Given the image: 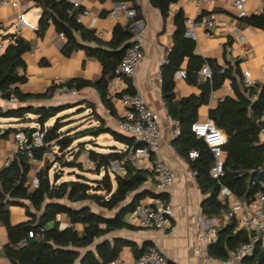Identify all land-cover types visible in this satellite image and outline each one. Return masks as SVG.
<instances>
[{
    "label": "trees",
    "instance_id": "1",
    "mask_svg": "<svg viewBox=\"0 0 264 264\" xmlns=\"http://www.w3.org/2000/svg\"><path fill=\"white\" fill-rule=\"evenodd\" d=\"M40 9L35 27L37 36H43L49 26L64 34L62 54L68 57L75 50H83L101 66V76L95 83L81 79H69L52 83L41 95H25L18 86L25 83L24 53L31 50L30 43L18 33L4 36L7 45L0 53V98L17 101L16 107H0V119L14 123H33L43 134L40 146L19 147L8 163L0 168V223L6 229L7 243L2 247L10 264H110L123 247L131 249L137 258L147 243L112 237L111 233L123 228L133 229L125 221V215L145 196L167 200V194H156L145 188L152 172L135 169L125 164L123 174L109 172L112 161L121 159L131 147L141 146L132 136L104 124L98 117V125H74L68 113L73 103L32 105L30 101L50 98L61 87L76 91L92 86L98 93L103 107L116 115L114 105L107 98V83L114 76L126 49L133 41L132 25L142 19L135 0H113L126 3L135 10V16L125 24L116 23L109 41H103L93 30L84 29L77 19L82 7L68 0H31ZM162 19L171 14L173 25L172 44L160 65L161 97L167 114L174 121L176 134L172 145L176 153L185 158L195 174L197 186L203 195L201 213L218 221L216 238L207 245L210 258L227 260L229 251L249 240V233L239 229L233 219L224 220L229 202L219 199L220 190L226 187L243 203L253 202L258 194L264 197V84L244 85L238 61L215 71L210 78L201 80L199 71L204 60L195 53V42L184 36L185 16L181 9L170 12L177 0H149ZM241 25L264 30V3L257 14L237 17ZM183 71V79L198 89L197 95L175 100L174 78ZM228 80L233 95L224 96L209 109L208 119L225 136L222 175L215 179L209 175L213 155L202 138L191 130L197 121L198 108L209 102L211 93ZM126 93L134 94L130 83ZM85 109H93L90 102ZM94 112V111H93ZM92 112V114H94ZM91 115V114H90ZM85 118V117H84ZM51 121V124L47 123ZM30 127H9L0 134H17ZM109 135L121 145H102L96 141L100 135ZM191 150L198 152L189 158ZM42 161L37 171L36 186H30L28 173L30 157ZM50 153L47 158L44 153ZM81 156L87 162L80 159ZM64 170H71L66 177ZM89 175H92L90 177ZM24 209L26 220L12 224L9 207ZM264 212V201L262 203ZM31 233V236H29ZM263 249L256 245L253 255L241 264H261Z\"/></svg>",
    "mask_w": 264,
    "mask_h": 264
},
{
    "label": "crops",
    "instance_id": "2",
    "mask_svg": "<svg viewBox=\"0 0 264 264\" xmlns=\"http://www.w3.org/2000/svg\"><path fill=\"white\" fill-rule=\"evenodd\" d=\"M28 9L25 12V19L30 24L19 26L17 23V12L9 7L0 6V41L4 47L7 45L5 35L18 33L25 41L30 43L31 50L23 54L22 59L25 64V83L18 86L20 92L25 95H41L52 83H60L69 79H81L88 83H95L101 76V66L96 59L89 57L83 50H75L68 57L62 54V47L65 40L60 38L53 26H49L43 36L39 37L35 33V27L40 14V9L34 7L31 0H25ZM82 10L88 11L78 19L82 27L93 30L97 37L103 41H109L115 24H125L128 19L120 16L118 19L109 17V11L116 3L113 0H74ZM140 7L142 19L132 25V32L142 40L143 59L140 62L136 76L133 81L123 79L118 83L120 93H126L127 83H130L135 93L139 94L148 108L158 115V124L161 129L160 148L155 156L166 162L173 170L175 183L168 193V202L173 208L172 226L169 232L160 233L154 230H139L137 228H123L110 234L112 237H121L135 242L138 246L147 243L156 244L166 257L168 264H228L210 258L207 254V245L200 240V228L198 218L201 213V194L195 174L187 160L179 156L172 141L176 134L174 121L170 119L161 97L160 84L151 86L149 81L160 71L167 51L172 44L173 25L171 14L165 20L162 19L159 11L151 6L149 0H135ZM264 0H246V15L257 14L261 11ZM32 8V10H29ZM181 9L185 19L197 16H206L210 12L216 14L215 28L206 35L203 28L197 26V39L195 42V53L204 60V66L215 71L238 61L241 74L249 72L252 85L264 84V30L252 26L241 25L237 19V12L232 7L230 0H211L207 4L197 5L193 0H177L170 6V12ZM201 80H204L200 77ZM198 89L186 84L180 71L176 72L174 78V96L176 101H180L190 95H197ZM233 95L229 81L226 80L222 86L214 90L206 105L198 108L197 121L208 119V111L216 102L224 96ZM66 96H51L50 98L30 101L32 105H53L66 102ZM75 103L82 107V114L70 117L73 124H80L87 120L82 126L98 125V117L104 124L115 130L118 129L122 120V108L114 105L116 115H111L103 107L97 91L92 86L84 87L76 91ZM90 102L93 109H85L84 104ZM17 103H9L8 100L0 98V107H16ZM94 111V112H93ZM74 111H68L73 113ZM92 112L94 114H92ZM79 113V112H77ZM76 113V114H77ZM91 114V115H90ZM84 119H80L81 117ZM51 124V121L47 123ZM9 127H37L33 123L18 124L13 120L0 119V134ZM120 131V130H119ZM19 133H22L20 130ZM23 134V133H22ZM25 135V134H23ZM13 133L4 134L0 138V168L8 163L13 157L15 146ZM111 141L108 145H121ZM260 138L263 139L264 135ZM104 145V144H102ZM28 173L29 184L37 171L42 167V161L31 160ZM145 188L156 194H161L155 189L153 175H149L145 182ZM34 187V186H33ZM230 190L222 187L219 199L225 198L228 202L231 199ZM153 199L145 196L138 203H149ZM127 215V214H126ZM125 215V221H126ZM9 217L12 224L25 221L24 209L19 206L9 207ZM216 226V230L217 227ZM7 243L6 229L0 223V264H10L4 257L2 247ZM134 257L129 247H123L116 264H132Z\"/></svg>",
    "mask_w": 264,
    "mask_h": 264
},
{
    "label": "built area",
    "instance_id": "3",
    "mask_svg": "<svg viewBox=\"0 0 264 264\" xmlns=\"http://www.w3.org/2000/svg\"><path fill=\"white\" fill-rule=\"evenodd\" d=\"M79 6L74 0H68ZM197 5L207 4L211 0H193ZM232 7L237 12V17L246 15V0H230ZM0 6L9 7L17 12V23L19 26H28L30 24L25 19V12L28 9L25 0H0ZM88 11L83 9L78 13L77 19L87 15ZM123 16L127 19L135 16V10L130 9L126 3H113L109 11V17L118 19ZM216 14L210 12L206 16H197L185 19L184 36L195 41L197 39V26L203 28L206 35L210 34L215 28ZM59 37L64 39L62 32L58 33ZM4 45L0 41V50ZM142 40L139 36L133 38L132 43L126 49L120 63L114 71V76L107 83V98L113 104H117L122 108V120L119 122L118 129L132 136L137 142L142 143L141 146L131 147L129 152L121 159L112 161L109 165V172L123 174L125 172V164H129L135 169L148 170L152 172L155 180V189L161 194H167L175 183V175L172 168L164 161L155 156L160 148L161 129L158 124V115L155 111L146 106L139 94L120 93L118 83L123 79L134 80L138 66L143 59ZM183 78L184 73L180 71ZM199 75L203 79L210 78L211 70L208 66H203L199 71ZM244 85H252L249 72L242 73ZM151 86H157L161 83L160 71L149 81ZM55 96L64 95L66 97H74L76 90L61 87L54 93ZM9 103H17L16 99L11 97ZM191 130L197 137L203 139L210 152L213 155V164L209 169V175L212 178H219L222 175L223 152L221 146L225 142V136L215 125L209 120L195 121L191 124ZM264 135V129L261 130ZM15 146L13 153L25 145L26 137L22 133L14 134ZM43 134L37 130L33 134L31 145L40 146L42 144ZM30 160H33L32 154L29 152ZM44 156L50 158L48 152ZM198 152L191 150L188 153L189 158H196ZM85 162H87L85 160ZM37 179L34 178L32 185L36 186ZM264 197L258 194L255 200L249 204L237 200L233 195L229 201V210L224 220L233 219L239 229H243L249 233L250 237L247 242L241 243L234 250L227 254L226 262L228 264H241L242 259L250 258L253 255L257 244L264 251V212L262 203ZM173 208L168 200L160 198L153 199L149 203H137L135 207L127 213L126 222L139 230H154L160 233H167L172 226ZM200 228V240L205 244H209L216 238V226L218 221L215 217H207L200 215L198 218ZM31 236V233H29ZM110 264H116L115 261ZM132 264H168L166 257L156 244H149L144 251L134 258ZM261 264H264V253Z\"/></svg>",
    "mask_w": 264,
    "mask_h": 264
},
{
    "label": "rangeland",
    "instance_id": "4",
    "mask_svg": "<svg viewBox=\"0 0 264 264\" xmlns=\"http://www.w3.org/2000/svg\"><path fill=\"white\" fill-rule=\"evenodd\" d=\"M29 10H32V8H30ZM64 101H66V102H71V103H73V105H75V106H73L70 110L71 111H74L72 114L75 116V115H78V114H82V110H84V109H82V107H80V106H78L77 105V103H75V96L74 97H66L65 99H64ZM70 110H67V111H70ZM77 112H79V113H77ZM77 113V114H76ZM80 119H84V116L83 117H81V118H79L78 120H80ZM87 122V120L85 119V120H83V124H85ZM96 141L98 142V143H101V144H104V145H108V144H110L109 142L111 141V139H109L108 138V136L106 135V134H103V135H100L99 137H97L96 138ZM80 159H83V161H85L84 160V158L81 156V158ZM71 170H64V172H63V176L64 177H66V175H67V173L68 172H70ZM90 177H92V175H89Z\"/></svg>",
    "mask_w": 264,
    "mask_h": 264
},
{
    "label": "water",
    "instance_id": "5",
    "mask_svg": "<svg viewBox=\"0 0 264 264\" xmlns=\"http://www.w3.org/2000/svg\"><path fill=\"white\" fill-rule=\"evenodd\" d=\"M37 128L36 127H30L28 129V131L22 130V133L25 134L26 140H25V144L29 145L31 143L32 140V136L34 133L37 132Z\"/></svg>",
    "mask_w": 264,
    "mask_h": 264
}]
</instances>
